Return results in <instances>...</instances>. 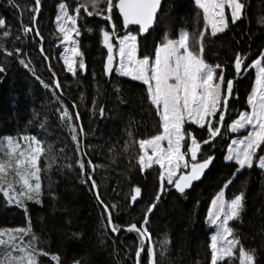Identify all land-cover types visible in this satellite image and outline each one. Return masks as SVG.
Wrapping results in <instances>:
<instances>
[{"label": "trees", "instance_id": "obj_1", "mask_svg": "<svg viewBox=\"0 0 264 264\" xmlns=\"http://www.w3.org/2000/svg\"><path fill=\"white\" fill-rule=\"evenodd\" d=\"M59 2L67 3L70 12L74 14V8L83 0H41L40 15L35 26L32 25L30 11L34 7V0H15L18 7H12L7 0H0V18L7 21L13 36L22 35L21 23L39 28L44 37L48 60H44L39 52L40 38L35 36L34 31L22 36V41L13 43L9 40L6 46L11 49L15 44L24 49L20 58H25L26 53L37 75L49 84L53 83L47 67L51 64L63 89V95L60 89L56 90V95L68 106L74 118L75 111L80 112L79 122L83 123L87 134L81 137V150H76L70 133L61 125L56 112L58 105L53 100L51 90L44 89L14 58H7L6 74H0V138L36 135L44 141L46 148L51 144L52 152L58 157V166H53L50 171H42L41 174L43 204L28 202L26 220L31 217L33 232L39 237V248L50 254H58L61 264H76V261L80 264H135L138 246L136 234L122 231L117 236L104 227L106 219L102 214V206L90 190L91 184L83 182L91 169L86 164L82 176L77 161L81 157L85 161L90 159L96 166L92 177L96 180L101 197L105 203H119L120 209L113 213V221L120 225L136 222L139 226L143 210L153 199L158 187V166L141 175L136 166L139 146L138 143L130 142L127 133L131 131L132 139L136 141L150 138L162 130L159 118L148 103L145 86L140 82L120 77L115 72L110 78L103 75L106 50L100 43L99 28L107 25L100 17H87L83 9V19L79 21L82 31L79 42L87 71L78 69L75 77L67 72L62 48L59 46L60 40L55 31ZM247 3L244 19L231 25L230 11L227 9L225 13L229 16V30L215 38L207 34L204 38L206 61L225 65L226 79L233 77L232 63L237 52L249 53V60L246 61L249 63L264 49V0H247ZM114 22L120 29L122 18L116 9ZM86 27L93 31L88 33ZM203 28L202 12L196 8L194 0H164L156 30L144 38L142 51L151 55L155 44L165 34L176 39L181 30L189 32V42L195 47V41ZM2 31L0 29V33ZM5 59L0 54V63H5ZM253 80L254 72H250L236 81L234 94L238 93L239 99L230 100L226 124L230 123L229 116L236 118L239 111L247 109L246 97L253 86ZM116 87L121 90L119 94L115 91ZM81 96L84 97L83 101ZM93 99L97 109L100 106L105 108L104 118L92 115ZM74 103L75 109L72 107ZM33 112L39 114L40 120L47 118L45 129L39 128V120L29 123L33 119ZM225 132L226 129H222V134ZM243 134L227 133L223 140L217 137L219 143L214 150L216 159L202 180L195 182L184 196L174 189L168 191L162 197L158 209L149 217V231L153 241L157 242L158 260H161L158 242L165 238L171 241L161 264H210L212 231L207 226V213L212 199L221 190L225 191V198L229 200L241 190L245 192L246 211L243 222H231V226L240 234L246 249H257L260 264H264V173L254 165L252 169H245L236 175L227 189L223 188L234 171V166L224 160L227 146L232 138H239ZM126 142L129 144L127 151L124 150ZM61 148L64 149L63 153L59 152ZM6 151L4 143L0 147V159L7 158L4 155ZM113 157L115 163L112 162ZM67 164L73 167H64ZM40 166L42 170L46 167L44 157L41 158ZM134 186L142 187V195L136 205H130L131 189ZM125 197L129 199L125 200ZM23 222L24 210L15 205L8 206L0 195V230L24 227ZM73 233L82 235L76 238ZM4 255L5 249L0 246V257ZM39 259L40 264H51L50 256H41ZM52 264L55 262L52 261ZM141 264H144V253L141 254ZM225 264H229V261H225ZM230 264H239V261L233 259Z\"/></svg>", "mask_w": 264, "mask_h": 264}, {"label": "snow or ice", "instance_id": "obj_2", "mask_svg": "<svg viewBox=\"0 0 264 264\" xmlns=\"http://www.w3.org/2000/svg\"><path fill=\"white\" fill-rule=\"evenodd\" d=\"M7 3L18 7L15 0H7ZM161 4L162 0H83L74 8L72 14L67 3L59 2L55 16V31L57 38L65 46L63 63L68 73L75 77L78 69L87 71L84 52L79 42L82 35L79 21L83 19V9L87 17H100L107 25L99 28L100 43L106 50L103 75L110 78L115 72L120 77L140 82L145 86L148 103L159 118L162 130L150 138L136 141L132 139L131 131L127 133L131 143H138L136 166L141 175L158 166V187L153 199L143 210V219L139 226L136 222L120 225L113 221V213L120 209L119 203L108 204L101 197L96 180L92 177L96 169L92 161H85L83 157L77 161L82 176L86 164L91 169L83 182L91 184L90 190L102 206V214L106 219L104 227L117 236L122 231L136 234L138 246L135 251V264H141L142 253L144 264H161L171 241L165 238L158 242L161 256V260H158L157 242L153 241L149 231V217L158 209L162 197L168 191L174 189L184 196L187 190L193 188L195 182L202 180L216 159L214 150L219 143L217 137L223 140L227 133H244L239 138H232L227 146L224 160L234 166V171L232 178L223 185L224 189L233 183L236 175L245 169H252L254 165L264 173V49L249 63H246L249 53L237 52L232 63L234 73L231 79L225 77V65L211 64L204 57L205 35L215 38L229 30L226 8L230 10L231 25L244 19L247 0H194V5L202 12L204 21V28L195 41V47L189 42V32L181 30L176 39L165 34L149 55L142 51L141 46L145 42L144 38L151 34L150 30H156ZM114 9L122 17L120 29L114 22ZM40 10L41 0H34V7L30 9L33 26L36 25ZM33 26L21 23L22 35L13 36L7 21L0 18V29H3L0 33V54L6 58L5 63H0V74H6L7 58H14L44 89L51 90L53 100L58 105L56 112L59 114V121L70 133L76 150L80 151L81 137L87 135L83 123L79 122L80 112L76 110L74 118L68 106L56 95L57 89L63 95V89L56 73L52 71L51 64L47 65L53 78V83L49 84L37 75L35 66L26 53L25 58H20L24 49L15 44L11 49L6 46L9 40L13 43L22 41V36L34 31L35 36L40 38L39 52L44 60H48L43 46L44 37L39 28ZM85 30L88 33L93 31L87 27ZM250 72H254V80L246 97L247 110L239 111L236 118L229 116L230 123L226 124L230 100L239 99V94H234L235 83ZM97 91L99 92V87ZM115 91L119 94L121 90L116 87ZM80 99L83 101L84 97L81 96ZM72 107L76 108L75 103ZM91 112L93 116H105V108L100 106L97 109L95 99L91 102ZM34 120H39V128L45 129L48 122L46 117L40 120L39 114L33 112V119L29 123ZM222 129H226L225 134H222ZM21 141L24 144L23 149ZM4 143L7 148L4 155L7 158L0 159V195L8 206L16 205L27 215L28 202L43 204L41 174L42 171H50L53 166H58V157L52 152V145L49 144L46 148L44 141L36 135L0 138V147ZM128 147L126 142L124 150L127 151ZM59 152L63 153L64 149L61 148ZM42 157L46 164L43 170L40 166ZM112 162L115 163V157ZM129 162L131 163V158ZM64 167L71 169L73 166L67 164ZM141 195L142 187L134 186L131 189L130 205H136ZM245 211L246 195L243 190L230 200L225 199V191L221 190L212 199L211 210L207 213V222L213 231L210 237V264H225V261L230 264L233 259H238L239 264H260L257 249H246L240 234L231 226V222H243ZM72 235L79 238L82 234ZM38 241L39 237L33 232L30 216L27 217L25 227L0 230V246L5 249V255L0 257V264H40L41 256H50L55 264H61V257L39 248ZM76 264L80 262L76 261Z\"/></svg>", "mask_w": 264, "mask_h": 264}, {"label": "rangeland", "instance_id": "obj_3", "mask_svg": "<svg viewBox=\"0 0 264 264\" xmlns=\"http://www.w3.org/2000/svg\"><path fill=\"white\" fill-rule=\"evenodd\" d=\"M228 8H226L225 9V12H226V10H227ZM229 10V9H228ZM230 11V10H229ZM59 46H61V48H62V55H63V57H64V55H65V52H64V45L60 42V44H59ZM246 75V74H245ZM247 110V109H246ZM226 199V198H225ZM226 200H229V199H226ZM16 206V205H15ZM17 207V206H16ZM211 210V207H210V209H209V211ZM26 214H25V222H23V226L25 227L26 226ZM206 222H207V220H206ZM207 226L209 227V225H208V222H207ZM210 228V227H209ZM212 231V230H211ZM213 234V231L211 232V235ZM25 240H26V238H25ZM49 263H51L52 264V261H50Z\"/></svg>", "mask_w": 264, "mask_h": 264}, {"label": "water", "instance_id": "obj_4", "mask_svg": "<svg viewBox=\"0 0 264 264\" xmlns=\"http://www.w3.org/2000/svg\"><path fill=\"white\" fill-rule=\"evenodd\" d=\"M163 1L164 0H162V3H163ZM162 5V4H161ZM159 14V13H158ZM122 18V17H121ZM37 20H38V18H37ZM36 23H37V21H36ZM134 27H137V26H134ZM150 32H151V30H150ZM43 46H44V41H43ZM146 247H147V245H146Z\"/></svg>", "mask_w": 264, "mask_h": 264}]
</instances>
